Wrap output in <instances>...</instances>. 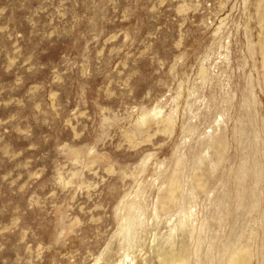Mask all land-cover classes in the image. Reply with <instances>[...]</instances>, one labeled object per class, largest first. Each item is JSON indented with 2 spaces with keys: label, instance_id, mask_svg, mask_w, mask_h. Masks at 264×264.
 <instances>
[{
  "label": "rangeland",
  "instance_id": "1",
  "mask_svg": "<svg viewBox=\"0 0 264 264\" xmlns=\"http://www.w3.org/2000/svg\"><path fill=\"white\" fill-rule=\"evenodd\" d=\"M0 264H264V0H0Z\"/></svg>",
  "mask_w": 264,
  "mask_h": 264
}]
</instances>
